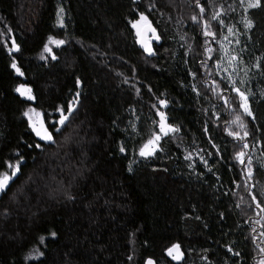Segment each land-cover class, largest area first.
<instances>
[{
    "label": "trees",
    "instance_id": "1",
    "mask_svg": "<svg viewBox=\"0 0 264 264\" xmlns=\"http://www.w3.org/2000/svg\"><path fill=\"white\" fill-rule=\"evenodd\" d=\"M249 2L0 0V173L20 161L0 264H264V0Z\"/></svg>",
    "mask_w": 264,
    "mask_h": 264
},
{
    "label": "snow or ice",
    "instance_id": "2",
    "mask_svg": "<svg viewBox=\"0 0 264 264\" xmlns=\"http://www.w3.org/2000/svg\"><path fill=\"white\" fill-rule=\"evenodd\" d=\"M248 6L250 8L260 7L261 6V0H250ZM203 11H204V8H201V12H203ZM62 12H63V9L61 8L60 9V12L57 15L59 16L60 13H62ZM213 18H215V17H213ZM144 19H146V17H144ZM193 19L195 20L196 17H193ZM61 23H62V20H61ZM250 26H251V24H249V27ZM153 31H154V29H153ZM55 43H57L59 45V44H63L64 41H62V40L55 41ZM12 50H16V51L19 50L18 46L15 45V42L14 41H13V49H10V51H12ZM45 50L46 51H50V49L47 47V45L45 46ZM12 67L13 68H16V65L13 64ZM17 71H19V69H17ZM17 91H20V89H17ZM236 91L239 92V89H236ZM239 95L244 100V104L242 105V107H244L245 112L247 113L248 116H253L252 111L249 110V108H248L247 96L243 92H239ZM29 98H31V97H29ZM160 105L161 106H166V101L161 100L160 101ZM159 114H160V116L162 118V121H163L165 119V114L163 112H160ZM66 121H68V116L62 114V117H61L59 123L63 126V125H65ZM160 127H161V131H164V134L165 135H167V133L169 131H172V132L177 131V129L173 128L172 126H168L167 127V130L165 131V124L164 123H161ZM57 131H60V129H57ZM37 135H41V133L38 131L37 132ZM244 135L247 136L248 135V132H245ZM41 139H44V140H47V141H52L53 140V137H52V135L50 133L47 132V130H45V133H44V135L41 136ZM157 139H159V136H157ZM150 143H151V141H150ZM36 146L37 147H40V145H36ZM245 147H247V145H245ZM121 151H123V149H121ZM140 154L142 156H145V155H150L151 153L145 152L144 150H141V153ZM238 156L242 158L244 156V153L241 152V153L238 154ZM240 162L241 163H244V160L241 159ZM250 162L251 161L249 160V163ZM6 166H7L8 169H11L12 171H11V174H9L7 171H4V172L0 173V192H5V190L9 186L10 181H12V179L20 171V161H17L15 164L8 163ZM52 235L55 236L56 234L55 233H52ZM41 242H43V238H41ZM174 247H175V249L177 251L179 250V246L178 245H176ZM171 252H172V249H169V254H171ZM176 258H178V257H176ZM129 259H131V257H129ZM147 264H153V261L152 260H148L147 261Z\"/></svg>",
    "mask_w": 264,
    "mask_h": 264
},
{
    "label": "rangeland",
    "instance_id": "3",
    "mask_svg": "<svg viewBox=\"0 0 264 264\" xmlns=\"http://www.w3.org/2000/svg\"><path fill=\"white\" fill-rule=\"evenodd\" d=\"M134 29L136 30V32H137V34H138V36L140 37L141 36V34H142V32H145V34H144V40H145V42H147V43H149L150 45H151V43L153 42V41H155L156 39H157V36H155L154 34H152L148 29L150 28V27H152V25H151V23L149 22V20L146 18V19H144V17H142V18H140V20L138 21V22H136V23H134ZM140 39V38H139ZM20 89V91H18V93L23 97V98H25V99H28V100H32L33 99V94H32V91H31V89L30 88H28V87H20L19 88ZM30 90V91H29ZM23 93V94H22ZM29 97H31V98H29ZM34 119L36 120L35 122H34V124L33 125H35V132L37 133L38 131L41 133V135H38L39 137H41L42 135H44V133H45V130H46V128H45V126L43 125V123L41 122V121H39L38 120V118H37V116L35 115L34 116ZM38 120V121H37ZM161 123H164L165 124V131L167 130V127L168 126H170L168 123H167V117H166V115H165V119L162 121V118H161V116H160V114H159V127H160V125H161ZM160 131H161V127H160ZM48 132V131H47ZM170 132H172V131H169L167 134H169ZM161 133H162V135H165L164 134V131H161ZM44 140V139H43ZM45 141H47V140H45ZM155 148V146L152 144L151 146H150V150L152 149H154ZM178 255H179V252H175V251H173L172 253H171V256L174 258V259H178V258H176V257H178Z\"/></svg>",
    "mask_w": 264,
    "mask_h": 264
},
{
    "label": "water",
    "instance_id": "4",
    "mask_svg": "<svg viewBox=\"0 0 264 264\" xmlns=\"http://www.w3.org/2000/svg\"><path fill=\"white\" fill-rule=\"evenodd\" d=\"M152 34H155V31H153V28L152 27H150L149 29H148ZM144 34H145V32H142V34H141V36H140V45L143 47V49L145 50V52H146V55L149 57V58H152V57H154V53H153V50H152V47L147 43V42H145V40H144ZM16 177H17V175L12 179V181H10V183H9V186L13 183V181L16 179ZM8 186V187H9ZM8 189V188H7ZM6 189V190H7ZM5 190V191H6ZM3 192H0V195L2 194Z\"/></svg>",
    "mask_w": 264,
    "mask_h": 264
},
{
    "label": "bare ground",
    "instance_id": "5",
    "mask_svg": "<svg viewBox=\"0 0 264 264\" xmlns=\"http://www.w3.org/2000/svg\"><path fill=\"white\" fill-rule=\"evenodd\" d=\"M140 41V40H139ZM112 57V56H111ZM117 59V58H116Z\"/></svg>",
    "mask_w": 264,
    "mask_h": 264
}]
</instances>
